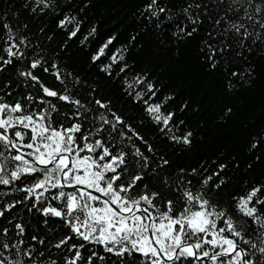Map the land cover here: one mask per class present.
Segmentation results:
<instances>
[{"label": "snow or ice", "instance_id": "snow-or-ice-1", "mask_svg": "<svg viewBox=\"0 0 264 264\" xmlns=\"http://www.w3.org/2000/svg\"><path fill=\"white\" fill-rule=\"evenodd\" d=\"M94 9L0 0V264H264V129L208 155L191 123L206 83L228 121L264 93V0Z\"/></svg>", "mask_w": 264, "mask_h": 264}, {"label": "trees", "instance_id": "trees-1", "mask_svg": "<svg viewBox=\"0 0 264 264\" xmlns=\"http://www.w3.org/2000/svg\"><path fill=\"white\" fill-rule=\"evenodd\" d=\"M132 0H95V9L90 16L94 17L95 23H104L105 28L111 26L117 28V31L122 29L127 23L129 13L131 12ZM106 22V23H105ZM63 37H60L62 39ZM70 54L72 61L77 66H88V52L90 49H81L78 43H72ZM91 77L99 76L98 69L92 68ZM191 81H185V85H190ZM261 85H258V90L253 94L254 103L247 109L239 111L233 116L232 120L228 121L222 117L218 107L219 100L215 97V92L206 83L193 96L194 102L203 101V109L197 116H193L191 123L194 125L197 119H202L206 122L204 131L199 135L206 134V140L201 152L208 155L217 152H232L243 156L247 147L248 140L257 132L264 129V119H261V113L264 112V102H262V93L259 91ZM191 91V88L188 89ZM187 98V97H185ZM128 107L134 106L129 104ZM186 163L185 159L180 161Z\"/></svg>", "mask_w": 264, "mask_h": 264}]
</instances>
